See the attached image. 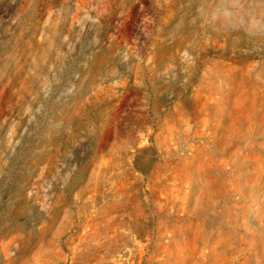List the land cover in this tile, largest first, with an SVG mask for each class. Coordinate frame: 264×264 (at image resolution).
<instances>
[{"label":"rangeland","instance_id":"374dc122","mask_svg":"<svg viewBox=\"0 0 264 264\" xmlns=\"http://www.w3.org/2000/svg\"><path fill=\"white\" fill-rule=\"evenodd\" d=\"M0 264H264V0H0Z\"/></svg>","mask_w":264,"mask_h":264}]
</instances>
